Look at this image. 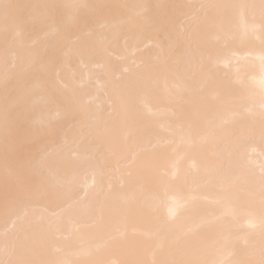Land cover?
Returning a JSON list of instances; mask_svg holds the SVG:
<instances>
[{
	"label": "bare ground",
	"instance_id": "obj_1",
	"mask_svg": "<svg viewBox=\"0 0 264 264\" xmlns=\"http://www.w3.org/2000/svg\"><path fill=\"white\" fill-rule=\"evenodd\" d=\"M6 2L0 261L260 264L264 0Z\"/></svg>",
	"mask_w": 264,
	"mask_h": 264
},
{
	"label": "snow or ice",
	"instance_id": "obj_2",
	"mask_svg": "<svg viewBox=\"0 0 264 264\" xmlns=\"http://www.w3.org/2000/svg\"><path fill=\"white\" fill-rule=\"evenodd\" d=\"M24 7L21 5H13L6 0H0V13H2L7 20L9 16L15 11L17 15L20 14L19 10ZM30 7H38V6H30ZM55 7V6H53ZM75 7H89L88 5H77ZM10 135V127L7 115L5 116V122H4V136L5 141L7 142L8 137ZM260 140H261V153L264 155V118L261 120V127H260ZM243 148V145L241 142L237 141L234 143V149L239 154ZM21 197L26 196L27 193L21 191L19 193ZM15 223V221L13 222ZM16 247L19 249L21 253V257L19 259L10 260L8 261V264H57L56 261L40 258V250L43 247V244L41 242H37L35 240H30L27 237H25L22 240H19L16 243ZM30 254V256L25 255ZM264 255V254H262ZM0 264H5L4 261H0ZM162 264H168V262H162ZM260 264H264V259H261Z\"/></svg>",
	"mask_w": 264,
	"mask_h": 264
}]
</instances>
